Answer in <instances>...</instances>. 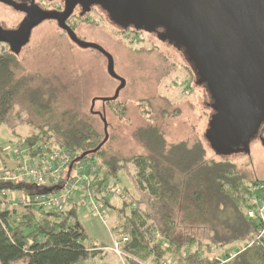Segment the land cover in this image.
<instances>
[{
	"label": "trees",
	"instance_id": "obj_1",
	"mask_svg": "<svg viewBox=\"0 0 264 264\" xmlns=\"http://www.w3.org/2000/svg\"><path fill=\"white\" fill-rule=\"evenodd\" d=\"M18 55L10 48L0 53V127L23 124L26 115L34 131L18 145L31 148L35 140L45 138L76 158L96 149L105 134L96 128L94 113L59 111V90L49 78L27 73ZM118 98L106 104L124 118L127 107ZM149 107L147 100H140L143 114ZM138 137L148 154H111L107 140L84 157L98 166L92 189L114 210L113 236L128 237L126 264H264V234L255 240L259 226L247 216L252 186L264 187V179H247L228 157L217 162L185 142L169 143L157 123L143 126ZM10 158L0 146L1 166L10 168L14 163ZM123 170L131 176L138 196L123 188L122 206L115 207L104 189ZM69 176L65 174L59 185L42 188L0 180V264H78L103 251L85 245L88 235L78 207L57 212L36 205V196L60 189ZM22 190L30 202L10 210L8 194ZM201 227L209 229L207 237L187 230ZM231 244H238L235 254L228 253Z\"/></svg>",
	"mask_w": 264,
	"mask_h": 264
},
{
	"label": "rangeland",
	"instance_id": "obj_2",
	"mask_svg": "<svg viewBox=\"0 0 264 264\" xmlns=\"http://www.w3.org/2000/svg\"><path fill=\"white\" fill-rule=\"evenodd\" d=\"M36 2L49 9L63 6L62 0ZM22 19L23 14L14 6L0 1V25L13 29ZM71 25L75 27V33L80 39L102 46L113 56L115 71L126 82L118 98L127 107L124 118H120L111 105L101 101H97L93 108L102 113L107 121L108 152L122 157L148 154L138 137V131L149 123H157L169 143L185 142L191 149L200 150L207 159L217 162L224 160L206 139L214 114L211 97L209 96L207 103L206 92L196 84L194 73L188 68L181 51L150 33L120 31L99 10L85 19H72ZM8 49V45L0 44V53ZM18 59L27 73L40 74L42 78L52 81L59 90L56 105L59 111L72 108L90 114L94 99L113 97L120 85L119 81L108 74V61L103 54L76 45L53 20L41 23L32 31L30 41L21 49ZM140 100L150 103L147 114L141 112ZM164 111L168 114L164 115ZM94 116L96 128L104 135L102 118L95 113ZM23 119V124L14 128L9 124L0 127V146L10 149L11 160L15 158L13 151L18 142L34 131L27 124L28 117L24 115ZM13 122L17 121L13 119ZM251 152L250 156L237 154L227 160L244 171L247 179H264V142L252 143ZM12 165L10 164L11 167ZM116 183L121 191L116 195L105 194L112 206H122L123 188L132 196H138L127 171H120ZM99 198L106 203L103 198ZM18 208L11 206L10 210ZM89 210L84 206L78 210L80 222L88 235L85 245L101 247L103 251L78 264H126L125 253L119 256L110 249L114 238H118L111 232L115 223L113 208L106 209V224L99 217L90 214ZM187 230L204 237L209 233V229L203 227ZM237 246L238 244L228 246V253L235 254Z\"/></svg>",
	"mask_w": 264,
	"mask_h": 264
},
{
	"label": "water",
	"instance_id": "obj_3",
	"mask_svg": "<svg viewBox=\"0 0 264 264\" xmlns=\"http://www.w3.org/2000/svg\"><path fill=\"white\" fill-rule=\"evenodd\" d=\"M18 8L12 0H0ZM63 11L44 10L31 0L27 17L16 29L0 28V43L19 54L32 31L45 21H56L69 38L83 49H94L108 61V74L120 81L115 101L125 80L115 71L113 56L102 46L79 39L67 24L75 8L85 11L100 6L122 28L134 26L151 33L163 30L162 39L184 50L199 85H206L214 114L206 139L220 156L250 153V143L264 124V0H64ZM95 100L92 101V112ZM97 113V112H96ZM105 139L108 125L102 113Z\"/></svg>",
	"mask_w": 264,
	"mask_h": 264
},
{
	"label": "built area",
	"instance_id": "obj_4",
	"mask_svg": "<svg viewBox=\"0 0 264 264\" xmlns=\"http://www.w3.org/2000/svg\"><path fill=\"white\" fill-rule=\"evenodd\" d=\"M5 150L8 153L10 151V149ZM13 153L14 165L10 168L0 167V180L14 185L31 183L42 188L59 185L63 176L70 173L63 187L53 193H41L36 196L37 207L63 212L74 206L78 208L84 206L90 209V214L99 217L105 224L107 223V207L102 200L96 198L95 190L92 189L94 185L92 177L98 172L96 163L84 158L75 161L77 158L73 152L51 145L45 138L35 140L31 148L17 145ZM104 191L106 195H116L121 190L116 181L112 180L106 184ZM247 200L250 206L247 216L258 224L255 240H259L264 234V187L261 185L252 186L251 194ZM29 202L30 197L22 190L17 193H9L6 204L9 207H22ZM127 241V236L114 238L110 249L115 254L122 256Z\"/></svg>",
	"mask_w": 264,
	"mask_h": 264
},
{
	"label": "flooded vegetation",
	"instance_id": "obj_5",
	"mask_svg": "<svg viewBox=\"0 0 264 264\" xmlns=\"http://www.w3.org/2000/svg\"><path fill=\"white\" fill-rule=\"evenodd\" d=\"M49 1H53V0H49ZM12 2H14L16 5H19L18 6V8L17 7H15L16 9H17V11L18 12H20V13H22L23 14V19H22V21L27 17V11L28 10H30V4H31V0H29V1H20V2H18V1H16V0H12ZM62 2H63V6H62V8H59V9H49V8H46L45 6H44V4H38L37 2H36V0H35V5L38 7V8H40V9H44V10H59V11H63V9H64V7H65V2H64V0H62ZM103 11L104 13H105V15L108 17V19H109V21H110V23L112 24V25H114V26H116L120 31H134V32H141V33H144L145 31L144 30H142V29H137V28H135L134 26H129V27H127V28H122V27H120L119 25H117L116 23H114L111 19H110V17L108 16V14L100 7V6H91V9H90V11H85L84 9H83V7L82 6H80V5H78L76 8H75V10H74V12H73V14H72V16L67 20V24L69 25V27H71L72 29H73V31L75 32V27L74 26H72L71 25V21H72V19H75V20H77V19H85V18H87L88 17V15H91V14H94V13H96L97 11ZM78 12V13H77ZM21 21V22H22ZM21 22L19 23V25L21 24ZM58 24V23H57ZM18 25V26H19ZM17 26V27H18ZM16 27V28H17ZM0 28H2V29H6V28H4V26H2V25H0ZM16 28H13V29H16ZM63 30V29H62ZM145 33H148V32H145ZM164 32H163V30L162 29H157L156 31H154V32H151L150 34H153V35H155L160 41H162V42H167V43H169L168 41H165V40H163L162 39V34H163ZM76 34V33H75ZM76 36H77V34H76ZM78 37V36H77ZM79 38V37H78ZM80 39V38H79ZM82 40V39H81ZM171 44V46H174L178 51H181L182 52V54H183V57H184V59L186 60V62L188 63V68L190 67L191 68V71L194 73V76H195V82H196V84L198 85V86H200V87H202L204 90H205V92H206V98H207V103H209V91H208V89H207V87H206V85H199L197 82H198V77H197V74H196V72H195V70H194V67H193V65L189 62V60H188V58H187V56L185 55V52H184V50H182L181 48H178V47H176L173 43H170ZM9 47V46H8ZM10 48V47H9ZM116 80V79H115ZM117 81H119V80H117ZM120 82V81H119ZM120 95V94H119ZM102 98H109V97H101V98H96V99H94L95 100V103L97 102V101H101V102H103L102 101ZM109 102V101H108ZM104 103H107V102H104ZM95 106V105H94ZM96 115H98L99 117H100V115L98 114V112L97 111H93ZM97 112V113H96ZM254 142H258V143H262L263 144V142H264V124H262V126H261V128L259 129V131H258V133H257V135L252 139V141H251V143H250V145H249V147H250V153L249 154H247V153H237V154H246V155H248V156H250L251 154H252V152H251V145H252V143H254ZM237 154H233V155H237ZM232 156V155H231ZM231 156H229V157H231Z\"/></svg>",
	"mask_w": 264,
	"mask_h": 264
}]
</instances>
